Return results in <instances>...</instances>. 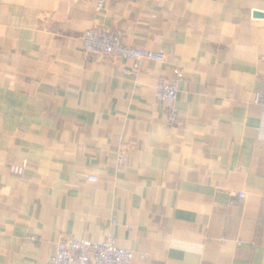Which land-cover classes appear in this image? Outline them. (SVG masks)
<instances>
[{"label": "crops", "instance_id": "crops-1", "mask_svg": "<svg viewBox=\"0 0 264 264\" xmlns=\"http://www.w3.org/2000/svg\"><path fill=\"white\" fill-rule=\"evenodd\" d=\"M96 28L166 62L126 76L82 52ZM263 86L264 0H0V264L110 234L134 264H264Z\"/></svg>", "mask_w": 264, "mask_h": 264}, {"label": "built area", "instance_id": "built-area-1", "mask_svg": "<svg viewBox=\"0 0 264 264\" xmlns=\"http://www.w3.org/2000/svg\"><path fill=\"white\" fill-rule=\"evenodd\" d=\"M104 8V1H99L98 9ZM81 49L85 56L98 59L113 58L130 62V65L122 68L126 76L138 78L142 66L146 62L165 63L166 55L163 52H155L147 49L125 45L121 34L107 28H96L85 31L81 38ZM184 70L181 67L173 68V77L170 80H160L156 85L155 97L167 107L168 122L175 125L179 121L178 94L179 83L184 79ZM255 104L264 107V86L255 95ZM127 162L123 155L116 160L118 166ZM27 167L24 162L19 167L12 168V172L23 175ZM87 181L96 183L99 178L93 175L87 176ZM239 198L246 195L238 193ZM37 240L36 237H30ZM142 255L141 258H144ZM135 252L117 243L113 234L102 242L88 239H80L72 236H62L57 245L56 252L47 264H134Z\"/></svg>", "mask_w": 264, "mask_h": 264}, {"label": "water", "instance_id": "water-1", "mask_svg": "<svg viewBox=\"0 0 264 264\" xmlns=\"http://www.w3.org/2000/svg\"><path fill=\"white\" fill-rule=\"evenodd\" d=\"M254 17L261 18V17H263V13H261V12H255L254 13Z\"/></svg>", "mask_w": 264, "mask_h": 264}]
</instances>
